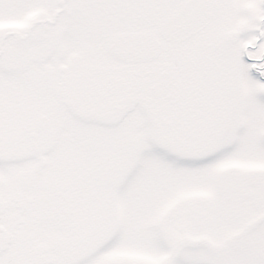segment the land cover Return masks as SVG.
I'll use <instances>...</instances> for the list:
<instances>
[{
  "label": "snow or ice",
  "instance_id": "6c2138e0",
  "mask_svg": "<svg viewBox=\"0 0 264 264\" xmlns=\"http://www.w3.org/2000/svg\"><path fill=\"white\" fill-rule=\"evenodd\" d=\"M0 264H264V0H0Z\"/></svg>",
  "mask_w": 264,
  "mask_h": 264
}]
</instances>
